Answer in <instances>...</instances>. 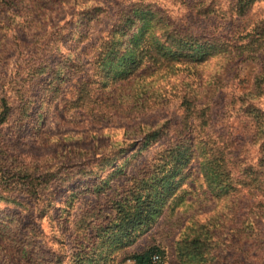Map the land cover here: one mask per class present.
<instances>
[{
  "label": "rangeland",
  "instance_id": "obj_1",
  "mask_svg": "<svg viewBox=\"0 0 264 264\" xmlns=\"http://www.w3.org/2000/svg\"><path fill=\"white\" fill-rule=\"evenodd\" d=\"M133 2L163 9L176 25L190 32L226 39L233 38L254 16L252 9L244 17H231L227 0H40L30 15L18 10L16 16L7 15L0 21V69L11 73L38 51L48 54L52 64L68 54L77 56L90 72L89 46L96 44L119 12ZM203 4L216 12L198 13ZM95 6L105 7L107 13L87 26L82 10ZM55 46L59 49L54 51ZM215 62L189 65L173 73L150 70L141 78L132 76L109 84L91 112L76 107L77 86L85 74L80 70L57 92L49 90L45 76L26 83L31 92L29 107L22 114L17 101L1 131L5 159L13 171L34 169V176L48 172L56 177L39 200H31V210L1 200L0 219L13 217L11 225L17 231L29 232L28 228L35 227V250L54 263H70L94 233L91 226L85 229L84 218L93 211L101 216L110 213V199L132 177L157 163V154L171 143L190 137V142L198 143L194 132L189 136L183 128L184 95L198 94L199 103L210 108L205 131L229 145L236 175L244 165L255 169L260 141L242 98L254 75L264 67V53L239 56L223 74L216 72ZM218 75L221 82L213 87ZM259 104L264 106V97ZM192 123L187 129L195 131L197 125ZM148 126L159 129L160 134L142 148ZM107 158L111 161L105 162ZM200 159L192 158L175 193L178 197L167 200L155 221L131 245L103 248L95 256L104 264H130L132 254L156 246L164 252V264H180L177 241L199 232L207 248L205 261L188 264H264V188L238 185L226 195L215 196L203 179ZM117 168L121 170L115 172ZM259 170L264 171V166ZM103 182L109 185L100 193L80 191ZM6 192L0 187L1 194ZM0 264H25L2 239Z\"/></svg>",
  "mask_w": 264,
  "mask_h": 264
},
{
  "label": "trees",
  "instance_id": "obj_2",
  "mask_svg": "<svg viewBox=\"0 0 264 264\" xmlns=\"http://www.w3.org/2000/svg\"><path fill=\"white\" fill-rule=\"evenodd\" d=\"M39 1L0 0V21L7 15L16 16L18 10L30 15ZM200 6L198 13L208 15L216 12L211 5ZM227 8L231 17H244L254 10L253 18L242 25L231 39L190 32L176 25L163 9L150 3L133 2L119 12L110 30L96 44L89 46L90 72L77 56L68 54L52 64L48 54L38 51L19 69L13 68L11 73L1 68L0 187L7 192L0 193V201L31 210V200H39L43 190L56 177L48 172L34 176V169L13 171L5 159L1 131L16 108L17 101L22 114L29 107L31 92L26 83L45 76L49 90L57 92L62 84L80 70L85 74H82L83 79L77 86L76 107L91 112L97 107L95 103L101 101L98 98L100 92L109 84L125 81L132 76L141 78L150 70L162 73L164 69L166 73H173L182 67L216 60V72L223 74L239 56L251 57L264 53V0H227ZM82 12L83 20L90 26L88 24L100 20L101 14L107 13V9L101 6L84 7ZM55 49L59 47L55 46ZM220 82V76H215L213 87ZM243 97L244 109L254 124V135L260 141L258 167L254 169L252 165H244L239 169V175H236V162L229 156V145L217 141L205 131L210 108L199 103L198 94L184 95L181 101L183 128L189 136L194 132V139L198 143L190 142L192 137L171 143L157 154V163L132 177L129 184L110 199V213L101 216V212L93 211L89 218H84L85 229L91 226L94 233L89 238L88 246L76 251L67 264H104L103 259L95 256L98 251L111 246L131 245L155 221L167 200L171 198L172 202L178 197L175 193L181 186L182 174L194 157L201 158L199 164L203 179L215 196L226 195L238 185L264 188V171L259 170L264 166V106L259 104L264 97V67L254 75ZM192 122L197 125L195 131L187 129L193 125ZM146 128L142 148H146L150 141H156L160 134L159 129L151 126ZM109 160L107 158L105 162ZM120 170L117 168L115 172ZM102 184L82 187L80 191L87 189L100 193L109 185L107 182ZM4 217L0 219V239L11 246L16 254L19 253L23 263L64 264L61 260L54 263L50 257L42 256L35 250V227L28 228L29 232L17 231L11 225L13 217ZM202 236V233L197 232L177 241V260L180 264L205 261L207 248ZM163 254L159 247H150L132 254L130 264H164Z\"/></svg>",
  "mask_w": 264,
  "mask_h": 264
}]
</instances>
